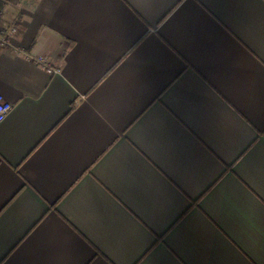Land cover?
Returning a JSON list of instances; mask_svg holds the SVG:
<instances>
[{
    "label": "crops",
    "instance_id": "obj_1",
    "mask_svg": "<svg viewBox=\"0 0 264 264\" xmlns=\"http://www.w3.org/2000/svg\"><path fill=\"white\" fill-rule=\"evenodd\" d=\"M0 11V264H264V0Z\"/></svg>",
    "mask_w": 264,
    "mask_h": 264
},
{
    "label": "built area",
    "instance_id": "obj_2",
    "mask_svg": "<svg viewBox=\"0 0 264 264\" xmlns=\"http://www.w3.org/2000/svg\"><path fill=\"white\" fill-rule=\"evenodd\" d=\"M1 16L2 13L0 11V18ZM16 31H17V27L13 24L0 28V49L7 47L11 43L12 37ZM37 61L41 65L46 67L49 71L53 72L58 70L56 68L49 66L47 57L45 56L37 57ZM11 108H12V103L8 101L2 94H0V122L4 119V117L11 110Z\"/></svg>",
    "mask_w": 264,
    "mask_h": 264
}]
</instances>
